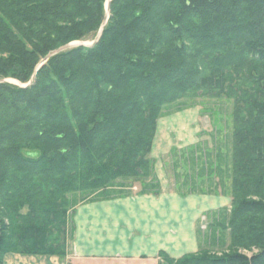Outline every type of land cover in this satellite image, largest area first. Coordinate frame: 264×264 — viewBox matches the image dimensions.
<instances>
[{"label":"trees","instance_id":"trees-1","mask_svg":"<svg viewBox=\"0 0 264 264\" xmlns=\"http://www.w3.org/2000/svg\"><path fill=\"white\" fill-rule=\"evenodd\" d=\"M106 1L0 0V264L64 257L77 200L158 194V121L196 98L232 103L229 249L161 255L264 264V0H110L103 24Z\"/></svg>","mask_w":264,"mask_h":264},{"label":"crops","instance_id":"crops-1","mask_svg":"<svg viewBox=\"0 0 264 264\" xmlns=\"http://www.w3.org/2000/svg\"><path fill=\"white\" fill-rule=\"evenodd\" d=\"M155 172L161 187L158 194L135 192L79 204L71 215L64 257L8 253L3 264H70L90 260L104 264H154L160 252L178 258L196 251L199 218L228 208L230 201L224 194L188 195L167 190V177L157 167Z\"/></svg>","mask_w":264,"mask_h":264},{"label":"rangeland","instance_id":"rangeland-1","mask_svg":"<svg viewBox=\"0 0 264 264\" xmlns=\"http://www.w3.org/2000/svg\"><path fill=\"white\" fill-rule=\"evenodd\" d=\"M107 15L109 16V8L105 14V22ZM80 42L88 44L91 40ZM2 81L20 86L25 85L12 78L2 79ZM231 112L232 103L221 98L183 100L166 108L158 121L151 158L153 159L154 173L156 174L155 167H157L167 177L165 181L167 190H175L188 195L193 193L224 194L231 204ZM120 185L122 186L120 187ZM160 188L159 184V191ZM139 190V183L118 182L116 186L111 187L104 194L91 196L90 199L92 200H85L84 202L77 200L76 207L81 203L97 201L100 198L116 197L119 193H127L125 196L135 192L139 193ZM230 204L227 206L228 208L213 210L206 216L199 218L196 223L195 236L198 248L196 251L184 255L201 253L219 257L227 253L230 244V232L221 226H224L228 220ZM240 251L250 256L254 249L252 248L250 251L241 249ZM156 256L155 259L159 260L154 264H174L161 255V252ZM166 256L174 260L182 257L171 258ZM99 262L95 260L71 261L70 264H104ZM117 264L124 263L117 262ZM143 264L146 263L143 262Z\"/></svg>","mask_w":264,"mask_h":264},{"label":"water","instance_id":"water-1","mask_svg":"<svg viewBox=\"0 0 264 264\" xmlns=\"http://www.w3.org/2000/svg\"><path fill=\"white\" fill-rule=\"evenodd\" d=\"M109 2H110V0H107V1H106V5H105L106 12L108 11V8H109ZM107 17H108V15H107ZM107 17H106V19H107ZM104 22H105V21H104ZM104 22H103V24H104ZM103 24H102V26L100 27V29H99V31H98L96 37L94 38V40H92L90 43L85 44V43L80 42V41H73V42H70V43H68V44H66V45H64V46H62V47H60V48H58L57 50H54L53 52L49 53V54H48V55H47V56H46V57L40 62V64L37 66V68H38L42 63H44V62L48 59L49 56H51V55H53V54H56V53H58V52H61V51H64V50H66V49H69V48H71V47H75V46H79V45L92 46V45H93L94 43H96V42L98 41V39L100 38V36H101V32H102ZM32 78H33V77H32ZM30 83H31V81L28 82V83L25 84V85H22V86H27V85H29Z\"/></svg>","mask_w":264,"mask_h":264}]
</instances>
